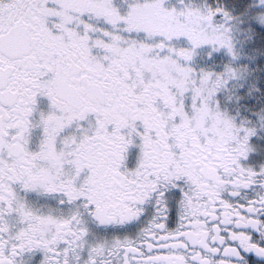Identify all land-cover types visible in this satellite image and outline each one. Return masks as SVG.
I'll return each instance as SVG.
<instances>
[{
	"label": "snow or ice",
	"instance_id": "obj_1",
	"mask_svg": "<svg viewBox=\"0 0 264 264\" xmlns=\"http://www.w3.org/2000/svg\"><path fill=\"white\" fill-rule=\"evenodd\" d=\"M0 264H264V0H0Z\"/></svg>",
	"mask_w": 264,
	"mask_h": 264
}]
</instances>
